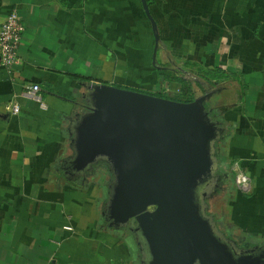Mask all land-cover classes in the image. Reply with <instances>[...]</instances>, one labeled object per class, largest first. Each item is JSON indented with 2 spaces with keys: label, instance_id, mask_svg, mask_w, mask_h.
Masks as SVG:
<instances>
[{
  "label": "crops",
  "instance_id": "1",
  "mask_svg": "<svg viewBox=\"0 0 264 264\" xmlns=\"http://www.w3.org/2000/svg\"><path fill=\"white\" fill-rule=\"evenodd\" d=\"M146 1L160 35L155 62L141 0H0V27L13 11L25 25L18 63L7 69L0 58V264H140L134 238L104 219L105 174L95 167L84 178L68 161L90 85L170 91L167 72L197 78L196 96L223 129L216 153L229 218L219 229L264 246V0ZM218 70L227 77L209 76ZM217 80L230 88H206ZM32 85L41 101L28 96Z\"/></svg>",
  "mask_w": 264,
  "mask_h": 264
},
{
  "label": "water",
  "instance_id": "2",
  "mask_svg": "<svg viewBox=\"0 0 264 264\" xmlns=\"http://www.w3.org/2000/svg\"><path fill=\"white\" fill-rule=\"evenodd\" d=\"M155 37L148 3L141 0ZM73 126L68 170L86 178L100 161L115 176L103 216L137 236L141 264H264V246L225 239L205 202L221 180L223 129L205 97L177 102L107 84L89 86ZM218 172V174H217Z\"/></svg>",
  "mask_w": 264,
  "mask_h": 264
},
{
  "label": "built area",
  "instance_id": "3",
  "mask_svg": "<svg viewBox=\"0 0 264 264\" xmlns=\"http://www.w3.org/2000/svg\"><path fill=\"white\" fill-rule=\"evenodd\" d=\"M25 25L16 11L10 13L2 26L0 27V58L2 64L7 69H12L18 63V50L21 45ZM40 86L32 85L28 90V96L35 101H41ZM10 112L17 114L21 108L18 104L10 105ZM235 173V180L238 188L243 192H249L251 189L250 178L242 171L240 164L235 162L232 167Z\"/></svg>",
  "mask_w": 264,
  "mask_h": 264
},
{
  "label": "rangeland",
  "instance_id": "4",
  "mask_svg": "<svg viewBox=\"0 0 264 264\" xmlns=\"http://www.w3.org/2000/svg\"><path fill=\"white\" fill-rule=\"evenodd\" d=\"M188 77L192 78V76H190V75H188ZM195 80H197V78L196 79L192 78L191 82L195 81ZM220 82L221 81H210L209 82L210 86L208 85V86H206V88L208 87L207 88L208 90H211V89H214V88L223 89L222 87H225V89H229L230 88L228 83H226L224 81L222 83H220ZM194 83H196V81ZM175 87H177V86L176 85H172V88L170 89V91L169 90L168 91L167 90H163L162 92L166 96L171 97L175 93L173 91H177L176 90L177 88H175ZM194 87L198 88L196 85ZM138 92H143V91H138ZM143 93H147V92H143ZM99 163H100L99 165H97V164L95 165V167H96L95 170L96 171L95 172L93 171L91 174L94 175V176H98L99 174H103V175L105 174L104 182H105L106 189L108 190L109 186L112 185L113 182L115 181V176L113 174V171L111 170V166L106 161H100ZM104 163H106L107 166H108L107 172H106L105 167H103V166L99 167L100 165H104ZM217 174H218V172H217ZM220 181L218 183L216 182V186L210 191V193H209L208 197L206 198L205 202H206V204H207V206L209 208L207 210V214L208 215H212V217L214 218V221H216V223L219 224L221 222L222 223V227H223L224 224H225V221L229 218V215H228L229 214V210H228V198L226 196L222 195V192H221V189H220V187H222V186L220 185V183H221ZM109 193H110V191H109ZM126 231H127V229H126ZM134 241H135V243H134L135 254H136L137 259L139 261V260L142 259L141 258L142 253H141V251L139 252V250H138V248L136 246V242L137 241H136L135 238H134Z\"/></svg>",
  "mask_w": 264,
  "mask_h": 264
},
{
  "label": "trees",
  "instance_id": "5",
  "mask_svg": "<svg viewBox=\"0 0 264 264\" xmlns=\"http://www.w3.org/2000/svg\"><path fill=\"white\" fill-rule=\"evenodd\" d=\"M211 78H225L227 77L225 74L222 72L214 71V72H209L208 73ZM168 81L170 83H175L177 85V91H175L174 95L171 97L166 96L163 94V92H156V93H150L151 95L158 96V97H163L167 99H171L177 102H182V103H191L195 101L197 98L194 89L191 85V82L186 80L185 78L181 76H177L176 73H171L167 72L166 77L163 79V81ZM221 81V80H217Z\"/></svg>",
  "mask_w": 264,
  "mask_h": 264
},
{
  "label": "flooded vegetation",
  "instance_id": "6",
  "mask_svg": "<svg viewBox=\"0 0 264 264\" xmlns=\"http://www.w3.org/2000/svg\"><path fill=\"white\" fill-rule=\"evenodd\" d=\"M93 168H95V166L93 167ZM93 170V169H92ZM106 209V208H105ZM209 208H207V210H208ZM209 216H211L212 217V215H209ZM104 219L106 220V218L104 217ZM107 222H108V224H109V226L110 227H114V226H111V221H108V220H106ZM114 228H117V227H114ZM118 228H124V229H127V231H128V233L133 237V238H135L136 239V246H137V248H138V250H139V252H140V247H139V245H138V238H137V236L135 235V234H133L132 232H131V230L129 229V224H128V226H124V227H118ZM219 228V227H218ZM220 230V229H219ZM221 231V230H220ZM221 233L225 236V239H227L228 241H231V242H233V243H235V246L237 247V248H239L240 250H247V249H249V248H253V247H255L254 245L253 246H250V244H248V243H245V242H238V241H235L234 239H232V237H230L228 234H226V233H224L223 231H221ZM141 264V263H140Z\"/></svg>",
  "mask_w": 264,
  "mask_h": 264
}]
</instances>
